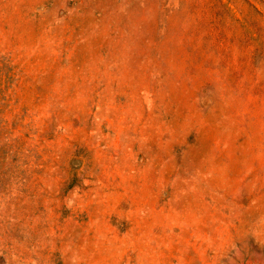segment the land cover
Returning a JSON list of instances; mask_svg holds the SVG:
<instances>
[{
    "label": "rangeland",
    "instance_id": "obj_1",
    "mask_svg": "<svg viewBox=\"0 0 264 264\" xmlns=\"http://www.w3.org/2000/svg\"><path fill=\"white\" fill-rule=\"evenodd\" d=\"M0 264H264V0H0Z\"/></svg>",
    "mask_w": 264,
    "mask_h": 264
}]
</instances>
